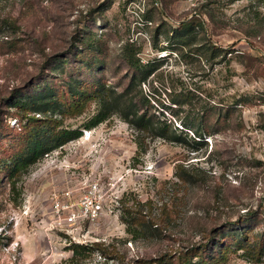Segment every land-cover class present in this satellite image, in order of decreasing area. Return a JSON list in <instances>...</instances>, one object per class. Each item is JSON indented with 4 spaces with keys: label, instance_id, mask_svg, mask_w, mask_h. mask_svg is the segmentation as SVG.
Masks as SVG:
<instances>
[{
    "label": "rangeland",
    "instance_id": "374dc122",
    "mask_svg": "<svg viewBox=\"0 0 264 264\" xmlns=\"http://www.w3.org/2000/svg\"><path fill=\"white\" fill-rule=\"evenodd\" d=\"M127 44L153 64L133 95L167 138L119 114L86 128L95 95L129 84ZM62 128L82 137L12 193L28 138ZM86 180L109 193L102 218L54 228L51 193ZM93 243L109 256L79 248ZM205 245L226 264H264V0H0V264L179 262Z\"/></svg>",
    "mask_w": 264,
    "mask_h": 264
},
{
    "label": "trees",
    "instance_id": "16d2710c",
    "mask_svg": "<svg viewBox=\"0 0 264 264\" xmlns=\"http://www.w3.org/2000/svg\"><path fill=\"white\" fill-rule=\"evenodd\" d=\"M198 24L195 21L183 22L178 31L184 35L191 34ZM193 38V37H190ZM181 44V43H180ZM124 60L131 70V76L129 84L119 93L112 87L100 91L99 94L95 95V98L99 100V111L97 114L88 122L86 125L87 129L97 127L98 125L109 120L113 115L119 114L122 120L134 128L143 132H149L156 127L164 134L159 135L160 137L167 138L171 131V126L168 123H162V126L156 125L153 121L154 116H148V112L144 110V104L149 101L142 97L140 100H136L139 93L142 95L141 85L148 80V78L154 73L151 69L152 63L143 64L141 59L138 58V51H136L133 44H127L123 49ZM136 90L137 96L134 97V91ZM46 96V95H45ZM44 97H39L40 102L45 101ZM88 98V97H86ZM51 105L54 112L59 110L62 106L61 103H47ZM85 105L83 99L78 100L75 105L65 107V110L70 112H79ZM36 112H42L48 114L51 111L50 107L42 109L40 105L36 107ZM82 137L81 130H72L68 128H62L60 130H40L34 135H31L27 141V148L23 154H21L14 162V165L10 172V185L12 193L17 189V184L23 176L28 174L30 169L37 164L46 154L51 150L58 147H62L65 144L78 140ZM200 142V141H197ZM139 150L141 153H146V150L140 145ZM130 232V231H129ZM93 248L100 251L103 255L109 256V253L101 243H93L86 247L81 246L79 248ZM78 248V247H77ZM78 250V249H77ZM197 249L188 250L184 258H180L179 262H175L173 259H166L165 257H159L152 261V264H226L223 262V257L218 256L215 251L211 253L207 252L208 248L202 247L199 252L196 253ZM199 250V249H198ZM212 254V257L208 255H201L200 252ZM76 258V257H75ZM74 258V259H75ZM76 260V259H75Z\"/></svg>",
    "mask_w": 264,
    "mask_h": 264
},
{
    "label": "built area",
    "instance_id": "2783aa9c",
    "mask_svg": "<svg viewBox=\"0 0 264 264\" xmlns=\"http://www.w3.org/2000/svg\"><path fill=\"white\" fill-rule=\"evenodd\" d=\"M108 195L100 182L91 180L81 183L77 190H54L50 196L53 227L70 232V229L100 220Z\"/></svg>",
    "mask_w": 264,
    "mask_h": 264
}]
</instances>
